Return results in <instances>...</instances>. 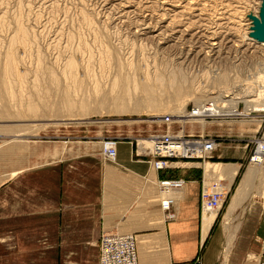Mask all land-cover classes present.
I'll return each instance as SVG.
<instances>
[{
  "label": "rangeland",
  "instance_id": "rangeland-1",
  "mask_svg": "<svg viewBox=\"0 0 264 264\" xmlns=\"http://www.w3.org/2000/svg\"><path fill=\"white\" fill-rule=\"evenodd\" d=\"M259 1L0 0V174L5 164L45 162L48 156L58 154L63 141L71 149H77L104 139L133 140L142 151L149 144H140L139 140L150 139L151 134L162 131L156 118L160 120L163 114L178 115L187 106L190 109L200 101L219 97L229 86L244 90L250 80V87L264 91V48L258 44L260 41L242 36L243 33L252 35L254 28L250 29L249 22L254 24L251 16H260ZM17 20L30 31L35 30L31 31L32 39L35 37L32 48L21 59L26 69L21 76L4 68ZM182 32L185 40L200 38L205 44L203 54L190 67L179 66L170 53H162V48L175 44L171 36L178 38ZM216 36L217 39H212ZM214 41L218 45L211 47ZM212 48L214 52L209 57L207 52ZM218 49L219 53L215 54ZM144 60L156 63L160 70L165 66L176 71L174 83H168L164 77V85L154 84V64L150 67L153 80L148 81L140 65ZM176 67L182 70L180 74ZM217 75L226 81L221 83ZM178 87L184 91L174 94ZM104 96L105 100L109 98L107 104L98 101ZM145 96L158 106L155 116L142 114L145 111L129 112V109L123 113L109 111L122 97L129 106L135 98ZM258 100L264 102V95ZM237 109L243 113L245 103L240 102ZM260 114L211 119L221 126H209L206 133L211 135L198 133L213 136L220 143L212 161L241 165L230 182V191L218 210L219 217L209 238L219 239L217 264L225 263L226 246L233 240L229 228H236L238 223L241 226L233 253L237 245L254 243L256 236L259 240L260 236L264 238V205L258 199L254 201L255 194L263 192L262 178L256 179V184L248 190L249 199L244 207L235 210L229 220H223L238 186L249 168L254 167L250 162L252 143L264 138V114ZM199 131L200 127L196 126L194 132ZM219 152L223 153L222 157L218 156ZM259 169L264 173V163ZM216 181L214 188L218 185ZM212 199L218 202L216 196ZM251 211L255 212L252 217ZM250 217L256 222L258 235H251L245 225L242 227ZM204 254L203 250L190 264H201ZM260 260L261 256L257 263Z\"/></svg>",
  "mask_w": 264,
  "mask_h": 264
},
{
  "label": "crops",
  "instance_id": "crops-1",
  "mask_svg": "<svg viewBox=\"0 0 264 264\" xmlns=\"http://www.w3.org/2000/svg\"><path fill=\"white\" fill-rule=\"evenodd\" d=\"M142 114L156 115L155 111ZM213 124L219 125L212 120L185 121L174 128L209 134L206 130ZM196 126L199 132H194ZM105 140L77 149L63 141L58 154L45 162L5 164L0 174V264H100V240L107 232L134 235L139 264H190L203 250L201 264H217L219 239L209 238L219 213L207 227L209 203L203 206L202 194L211 196L206 201L213 202L216 196L223 202L230 191V182L218 180L220 164L227 163L212 161L220 143L211 159L172 161L170 168L156 170V158L133 140L119 141L116 160L107 161ZM229 164L239 165L240 170L239 163ZM165 178L185 181L183 189L174 193L173 219L165 218L155 185ZM215 180L222 190H215ZM247 196L248 192L235 210L244 207ZM235 210L228 217L226 212L223 220H229ZM251 217L242 227L258 235ZM240 226L229 228L233 245ZM258 237L254 243L237 245L234 253L231 250L229 264H260L256 260L264 251V238Z\"/></svg>",
  "mask_w": 264,
  "mask_h": 264
},
{
  "label": "bare ground",
  "instance_id": "bare-ground-1",
  "mask_svg": "<svg viewBox=\"0 0 264 264\" xmlns=\"http://www.w3.org/2000/svg\"><path fill=\"white\" fill-rule=\"evenodd\" d=\"M259 4L262 7V0L259 1ZM254 17L260 19L261 15L260 16L257 15ZM15 24L17 25V29L15 30L14 36L12 37V41H13L12 43L13 44L11 43L12 46H10L9 51L6 52V59H7L6 62L7 63L5 64L4 68L6 71H9V72L15 71L17 75L21 76L24 73V70H26L25 68H23V64L21 65V59L24 60L25 55H28V53L30 52V49L32 48V42H33V39H35V37L33 39L31 37V33H32L31 31H33V29L31 28L32 30L30 31V28H26L21 23L20 20H17L15 22ZM249 24H251L250 29L253 30L254 24L252 23V21H250ZM251 33H252V35H251L252 37L251 36L249 37L248 35H246L244 33L242 36H245V38L250 39L251 41H255L258 43L259 41L254 35V30L251 31ZM36 35H34V36H36ZM183 35L184 34L182 32V34L179 35L178 38L175 36L174 37L171 36V38H172L171 41H173V43L175 42V44L170 45L167 48H165V47L162 48V53H165V52L168 54L170 53L169 56L172 55L178 61L176 63L177 65L183 66V67L186 65L187 67H190L195 63V60L199 59L200 56L203 54L205 44H204V42H202L200 40V38H199V40H195V39L191 40V38H190V40H187V39L185 40ZM166 36H167V34H166ZM168 37H170V36H168ZM160 38H162V37H160ZM195 38H197V36ZM212 39H214V40L217 39V36L212 38ZM243 39H244V37H243ZM160 40L161 39H159V41ZM159 41L157 40V42L159 44H161L162 42H159ZM164 41H163V43L170 42V40H167V39H166V42H164ZM155 43H156V41H155ZM197 44H199V45H197ZM258 44H260V46H262L264 48V41H260ZM212 45L216 46V45H218V43H216L214 41V43L211 44V47H212ZM217 47H220V49H221V46H217ZM52 49H54V46ZM196 49H198V50L196 51ZM220 49L216 50L215 54L219 53ZM157 51H158V49H157ZM19 52L20 53L23 52V55L22 54L20 55ZM56 52H59V51H56ZM210 52L213 54V52H214L213 48L207 52V53H209V57L212 55V54H210ZM207 53H205L204 55H206ZM174 58H172V59H174ZM204 59H208V58L204 57ZM152 64H154L153 70H155L154 72L156 73L155 79L153 81L154 84L164 85L165 84L164 83V77H167V79L169 80L168 83H174L173 79L176 77V74H175L176 71L174 72V70H170V68L165 67V66L163 67L165 69L160 70V67L156 63H154L152 61L148 62V61L144 60L140 63V65L144 69V76L146 77V79L148 81L153 80L152 70L150 69ZM177 70L179 71V74H180V72H182V70L180 68H177ZM164 71L165 72L167 71V72L164 74ZM259 76H261V75H259ZM216 78L219 79V81L221 83H224L226 81V79H222L220 75H217ZM256 79H260V78L256 77ZM249 83H252L251 80L249 81ZM249 83H248L249 87L245 88L244 90L241 88L233 89L232 87L229 86V88L227 87L224 89L226 91H223V93L221 95H219V97H213L212 100H209L206 102L200 101V103L198 105H193L194 108L197 111H199V113H200L198 116L197 115L196 116H189L188 115V109L181 111V113L177 117H175L174 115L169 114V113L163 114L162 117L166 116V115H171L173 117V123H172V129L173 130L171 133H168V134H163L161 132L162 133L161 136L163 135L165 137L167 135L172 136V134L176 135L175 137L179 138V140H180V144L179 143L178 144L180 146L182 144L185 151L187 150L186 146L187 147L192 146L195 149V151H193V153H195V156L198 157L199 160L211 159L212 153L218 147V144L215 141L213 142V144L215 146L213 151H206L204 146L201 145V142H193V141L190 142V141H188V138L186 137L184 130L180 127H179V129H175L174 125L176 123L183 124L185 121H191V122L210 121L211 119L219 118L222 116H233V115L236 117L251 116V115H254V113H258V112L261 113L260 115H263L264 114V102L259 101L258 99H260V97L264 95V91L262 90V88L259 90L258 88L254 87V89H253V87H250ZM249 89L253 90L252 93L247 92V91H249ZM183 91H184L183 88L178 87V88H176V90H174V94H178V93H181ZM255 97H257V98L255 99ZM104 98H105V96L98 99V101L99 102H106V104H107V102L109 101V98H107L106 100ZM114 98L115 97H113L112 99H114ZM116 99H118V98H116ZM118 100H121V101L118 102ZM118 100H117V103H115L114 108H111V106H109L111 108V109H109V111L123 113L124 110L127 111V109H129V112H139L140 113V111L141 112L145 111V113L151 114L152 112L155 111V107H156L153 104L154 100L152 98H150L149 96H147V97L145 96L144 98H135L134 101L129 102V106H128V104L125 103L124 97H122V99H118ZM240 102L245 103V109H244L243 113H240V111L237 109L238 104ZM157 110H158V108H157ZM255 115L257 116V114H255ZM160 117L161 116H159L158 118H160ZM176 118H178V119H176ZM251 120H253V119H251ZM260 121H262V120H260ZM156 122L160 125L162 124V122L157 118H156ZM256 123H258V122H256ZM258 125H260V124L258 123ZM162 128H164V127H162ZM19 135H21V134H18L17 136H19ZM190 135L193 136L195 134L191 133ZM198 135H202V134H198ZM163 136H162V138H163ZM153 137L151 136L150 139L147 138L146 140H139V142H140V144H144L145 142L148 143L149 146H148L147 150L146 151L144 150V151L147 152L149 155L156 158L157 144H155L156 139H153ZM175 137L173 139H175ZM112 139L111 140L106 139L103 142V155L107 161L113 162L116 160V157H117V151H118L117 149H118L119 142L113 141ZM107 140H109L110 144L114 146V149L116 151L115 157L108 156L107 154H105V149H106L105 145L108 142ZM162 141H164L163 144L165 146H168L170 144V143L168 144L167 142H165V138H163ZM113 142H115V143H113ZM254 142L255 143L251 142L253 144V149H252V157L250 158V162H251L252 166H254V167L251 169L249 168L247 175H245L246 177H244L241 184L239 183L240 185L238 186V188H237V190H236V192H235V194H234V196H233V198L229 204V207H228V210H227L225 217L230 216L234 212L235 208H237L239 203H240V199L243 198L247 194L248 190H250V188L256 184L255 183L256 179L262 178V183H260V184H263L264 173L262 170L259 169V167L264 163V138L255 139ZM140 144H138V145H140ZM248 146H249V143H248L247 147ZM175 152H177V154L174 153L173 154L174 157L180 156L179 155L180 153H178L179 152L178 150H176ZM166 153H168L167 150L165 151V154ZM113 158H115V160H113ZM198 159H196V160H198ZM178 160L196 161V160L185 159V158L166 160L167 163H165L164 169H166V168L168 169V167H171L172 161H178ZM156 161H158L157 158L154 161V168L156 170H161V168L156 167V165H155ZM220 166H221V168H220L219 174H220L221 178L219 177L218 180L222 179L223 182H231L233 180V178L238 174L239 165L220 164ZM261 168H263V167H261ZM225 175H228L229 178L225 177ZM179 180L181 182V185L170 186V187L162 186L161 179L158 181H155V185L158 188L159 194L161 196V209L164 213L165 218H167V219H173L174 218L173 207L177 202L176 198L174 197V193L181 191L184 187V184H185L184 180H181V179H179ZM149 181L154 183L153 180H149ZM262 186L264 187V185H262ZM262 186H260V187L263 188ZM216 189H218V185L215 188V190ZM220 189L222 190V188H220ZM215 190L213 191L214 193L216 192ZM262 191H263L261 193L262 195L261 194L259 195L261 197L258 198L256 194H255V196H256V199L258 198V200L260 201V203L263 206L264 205V197H263L264 189ZM167 201H170L169 202V207H170L169 209L170 210L168 212L162 206L163 202H167ZM206 202L209 204L206 205V208H205V221L207 222V227H209L210 224L214 221V218L217 215L216 214L217 211L222 207V202L220 200H218V202H216V201L212 202L209 200L206 201L204 199L203 206ZM249 209H250V207H249ZM113 233H118L119 236H121V237H126V236H132L133 237L134 254H135L134 261H135V264H139L138 255H137L138 248H137L135 236L131 235V234H123V233H119V232H113ZM232 237L234 238V235H232ZM231 241H233V240L231 239ZM231 241L226 247V251H225V255H224V262H225L224 264H227V262H229L228 258L231 254V250L233 247V242H231ZM249 257H251V256H249ZM263 257H264V251L261 255L260 264H262Z\"/></svg>",
  "mask_w": 264,
  "mask_h": 264
},
{
  "label": "built area",
  "instance_id": "built-area-1",
  "mask_svg": "<svg viewBox=\"0 0 264 264\" xmlns=\"http://www.w3.org/2000/svg\"><path fill=\"white\" fill-rule=\"evenodd\" d=\"M200 113L197 111L194 106L192 108H188V115L189 116H198ZM160 121L162 122L161 126L164 127L162 128V131L151 134L150 136H154L153 139H156L157 144V155L156 158L158 161L155 162V165L157 168H161V170L164 169L165 163H167L166 160H174V159H191V160H196L198 157L195 156V151L194 147L189 146L187 150L185 151L183 148V145L180 144L179 138H176V135L172 136H163L165 138V142H167L169 145L165 146L163 144L164 141L161 134H168L172 132V123H173V117L171 115H166L161 117ZM162 132V133H161ZM165 132V133H164ZM186 137L188 138V141H193V142H201V145L204 146L206 151H213L214 149V144L213 142L215 141V137H205L202 135H190L189 133H185ZM175 137V139H173ZM111 140V139H109ZM109 140L106 143L105 147V154L108 156H113L115 157L116 151L114 149V146L110 144ZM113 141L118 142L116 139H112ZM115 143V142H113ZM179 143V144H178ZM167 150L168 153L165 154V151ZM178 150L180 153L178 157H174L173 154H177L175 152ZM152 157V156H151ZM169 158V159H168ZM115 160V158H113ZM199 160V159H198ZM170 168V167H168ZM167 169V168H166ZM161 184L164 187H170V186H179L181 185V182L179 179H161ZM202 197L204 199L210 198L208 194H202ZM212 199V198H211ZM169 202H163L162 206L167 212L170 210L169 208ZM134 242H133V237L132 236H126V237H121L119 236L118 233H113V232H107L103 233L101 240H100V264H135L134 261ZM185 264V263H182ZM188 264V263H187ZM262 264H264V257Z\"/></svg>",
  "mask_w": 264,
  "mask_h": 264
},
{
  "label": "water",
  "instance_id": "water-1",
  "mask_svg": "<svg viewBox=\"0 0 264 264\" xmlns=\"http://www.w3.org/2000/svg\"><path fill=\"white\" fill-rule=\"evenodd\" d=\"M261 18H255L254 16H251V18L254 19V35L258 39V41H264V0H262V7H261Z\"/></svg>",
  "mask_w": 264,
  "mask_h": 264
}]
</instances>
